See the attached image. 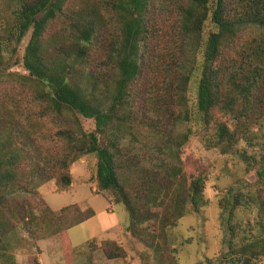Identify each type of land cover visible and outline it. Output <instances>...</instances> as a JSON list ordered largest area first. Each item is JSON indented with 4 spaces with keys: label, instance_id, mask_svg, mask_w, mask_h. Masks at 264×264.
I'll use <instances>...</instances> for the list:
<instances>
[{
    "label": "rangeland",
    "instance_id": "rangeland-1",
    "mask_svg": "<svg viewBox=\"0 0 264 264\" xmlns=\"http://www.w3.org/2000/svg\"><path fill=\"white\" fill-rule=\"evenodd\" d=\"M177 1L149 0L148 13L155 14L160 33L157 38L159 46L154 49L162 54L173 53L177 46L174 43L177 36L172 33L170 26L175 16L173 2L178 4ZM103 2L65 0L61 10L47 22L43 31L47 54H60V49L73 41L70 34L72 23H79L89 17L94 22L96 14L101 15L99 41L92 46L84 64H75L73 68V71L83 68L93 78L97 77L99 87L105 78L108 81L113 77V67L106 63L107 50L101 46L100 40L105 43L110 40L115 23L108 21ZM17 7V0H0V157L3 155L4 160L14 157L11 164L0 163V253H3L0 255V264H11L12 253L9 249L5 252L3 244L13 238L20 239L15 232L12 236L14 229L24 231L29 226L26 225L28 221L45 220L41 213L45 210L42 195L48 198L54 196L59 204L77 198L68 192H51L47 195V186L55 189L64 187V182L60 180L63 170H66L67 175L70 173L76 183L88 177L94 180L96 169L94 153H85L71 160L77 143L74 115L60 118L61 121L56 119L57 116L43 115L45 103L38 98L37 87H34L23 64L32 29L19 38ZM58 57L61 58V55ZM193 72L184 89L185 103L176 105V101L173 102L172 115H160L158 107L153 105L157 97L152 92L156 89L147 81L154 77V72L145 68L139 85L133 88L134 92L139 93L132 103L138 118L146 123L155 122L163 137L170 136L175 144L178 142L177 146H172V151H164L162 155L151 151L150 155H158L153 161L149 160L150 156H141L144 158L142 164L150 167L151 163L161 159L168 163L173 159L172 154H176L178 169L170 191L162 188V180L156 177L152 178L155 182L144 183L140 189L142 198L150 213L156 216L147 212L146 217L140 218L132 230L128 227L129 213L126 206L116 200L111 190L104 191L114 201L112 209L126 223L123 224L122 236L107 244V249L115 256L107 257L101 245L89 242L88 245L94 250V258H97L94 264H108L106 258L115 264H245L239 260L241 254L235 248H242L248 242L264 236V228L260 225L262 207L258 197L260 195L264 200V181L257 178V170L264 158V116L252 120L246 131L237 130L233 144H227L226 140L218 142L214 128L225 122L230 129H235L233 115L213 110L204 120L195 105L199 72L195 69ZM90 80L89 85H92ZM84 81L79 80L82 87H85ZM151 98L154 100L151 101ZM76 115L85 132L94 130L93 118ZM63 123L72 133L69 140L60 138L56 133L58 128L64 127ZM184 137L185 140L179 143ZM124 141L127 142V137ZM140 150H137L138 155L141 154ZM168 154L171 155L166 156ZM197 175L203 179L204 202L194 209L188 198L182 200L185 195L182 185L187 186ZM172 193L174 200H182L177 202L179 204L176 207L175 202H168ZM162 194L168 202V208L163 209L165 205L157 204ZM132 198H136V194ZM173 211L178 213L176 220L166 224L164 213ZM32 215H35V220L29 219ZM93 223H96L95 220L85 222L83 232L78 228L73 229L72 234H76L74 238L79 241L90 238L94 230ZM254 250L257 251V248L254 247ZM256 253L251 264H264V255Z\"/></svg>",
    "mask_w": 264,
    "mask_h": 264
},
{
    "label": "trees",
    "instance_id": "trees-1",
    "mask_svg": "<svg viewBox=\"0 0 264 264\" xmlns=\"http://www.w3.org/2000/svg\"><path fill=\"white\" fill-rule=\"evenodd\" d=\"M64 2L17 0L16 26L19 38L32 29L23 64L34 87H37L38 98L45 103L43 115L57 116L59 121L69 114L74 115L77 143L71 160L85 153L95 154L94 183L99 190H111L116 200L126 206L129 213L128 227L132 230L140 218L146 217L147 212L156 216L150 213L142 198L140 189L144 183L155 182L152 178L156 177L162 180V188L170 191L178 169L176 154H172L173 159L168 163L161 159L151 163L150 167L142 164L144 158L141 156H150L149 160L153 161L158 155H150L151 151L162 155L164 151H172V146L178 145L170 136L163 137L155 122L141 121L133 108V100L139 94L134 89L139 85L145 68L154 72V77L147 83L155 86L152 95H156L157 99L153 105L158 107L160 115H172L171 104L175 101L176 105L185 103L184 89L194 69L197 70L196 110L204 120L213 110L233 115L235 129H230L225 122L214 128L218 142L226 140L227 144H233L237 130L246 131L252 120L264 116V0L173 2L175 16L170 26L172 33L177 36L174 39L177 46L173 53L167 54L154 49L159 46L157 38L160 33L155 14L148 13L149 0H104L102 5L107 9L106 16L108 21L115 23V28L110 40L105 43L101 39L100 43L107 50L106 63L113 67V77L108 81L105 78L100 87L97 77L93 78L83 68L79 71H73V68L75 64H84L92 46L99 41L101 15L96 14L99 19L94 18V22L89 17L79 23H72L70 34L73 41L66 48H61L60 54H47L43 31ZM81 79L85 80V87L81 86ZM90 79L92 85H89ZM76 114L93 118L94 130L85 132ZM173 118L176 119L175 115ZM64 123V127L58 128L56 133L60 138L69 140L72 133ZM126 137L127 142L124 141ZM184 140L185 137L179 143ZM140 148L141 154L138 155ZM13 158L10 156L4 160L1 155L0 163L11 164ZM154 166L157 168L154 169ZM68 174L63 170L60 180L64 182V187L60 189L70 183L71 175ZM257 178L264 181V158L257 170ZM202 184L200 175L194 176L187 186L181 184L185 192L182 200L188 198L194 209L204 202ZM135 194L136 198H132ZM258 197L262 207L260 225L264 228V200L260 195ZM182 200H174L173 193L168 197V202H175V207ZM42 202L45 210L41 213L46 217L49 208L43 199ZM168 202L162 194L157 204L165 205L164 209L168 208ZM60 212L63 213V218L60 217L65 227L91 214V210L81 211L75 204L62 207ZM177 215L174 211L165 212L164 221L166 224L173 223ZM29 219L35 220V215L29 216ZM61 235L65 246L64 232ZM108 242L113 241L105 239L99 245L107 257H113L115 255L107 249ZM248 245L235 248L241 254L239 260L245 264H251L252 258L258 254L256 252L264 255V236L248 242ZM29 261L30 264H38L36 256L30 257Z\"/></svg>",
    "mask_w": 264,
    "mask_h": 264
},
{
    "label": "crops",
    "instance_id": "crops-1",
    "mask_svg": "<svg viewBox=\"0 0 264 264\" xmlns=\"http://www.w3.org/2000/svg\"><path fill=\"white\" fill-rule=\"evenodd\" d=\"M73 180L72 177L64 189L58 190L50 186L46 188L47 195L51 192H68L77 197L75 200L59 204L54 196L48 198L42 195L49 208V212L45 213V220L29 223L24 231L22 229L11 231L12 236L15 232L16 237L19 236L20 239L14 240L13 238L9 242L5 240L6 243L3 245L5 252L7 249L11 251L13 264H30L29 260L32 256H36L38 264H94L97 258H94V250L88 245L89 242L93 241L99 245L105 239L118 240L122 236L123 224L126 221L112 209L114 201L111 197L104 191L100 192L96 189L94 180H90L89 177L76 183ZM72 204H75L81 211L91 210V214L83 220L65 227L61 219L63 213L60 212V209ZM90 220L96 222L93 223L94 230L91 232L90 238H83L80 241L75 239L76 234L73 235L72 230L78 228L80 232H83V224ZM48 227L50 230H47ZM63 232L67 244L65 246L61 235ZM1 254L3 255V253ZM105 260L108 264H115V262H111V259L106 258Z\"/></svg>",
    "mask_w": 264,
    "mask_h": 264
}]
</instances>
